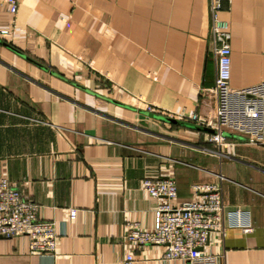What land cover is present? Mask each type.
<instances>
[{
    "label": "crops",
    "instance_id": "1",
    "mask_svg": "<svg viewBox=\"0 0 264 264\" xmlns=\"http://www.w3.org/2000/svg\"><path fill=\"white\" fill-rule=\"evenodd\" d=\"M222 2L230 84L260 83L264 0ZM1 29L0 176L59 238L40 254L26 236H0V264H123L127 252L134 264H189L126 240L128 223L153 225L148 176L174 177L179 202L195 183L221 184L227 229L210 251L218 264H264V146L226 133L218 149L181 117L214 111L209 0H19L15 13L0 0Z\"/></svg>",
    "mask_w": 264,
    "mask_h": 264
},
{
    "label": "built area",
    "instance_id": "2",
    "mask_svg": "<svg viewBox=\"0 0 264 264\" xmlns=\"http://www.w3.org/2000/svg\"><path fill=\"white\" fill-rule=\"evenodd\" d=\"M9 10L15 13L19 0H6ZM212 17L211 49L215 59L214 84L206 93L214 103L211 115L196 112L181 117L197 125L211 128L209 133L218 149L229 142L226 133H241L246 143L264 146V81L236 89L231 80V31L230 23L219 16L222 0H209ZM9 30L1 29L0 34ZM154 110L153 105H148ZM141 187L157 200L155 219L151 227L128 223L126 240L131 245L146 244L164 247L166 259H181L189 264H218L221 254L210 251L212 236L223 238L226 234V204L221 184L195 183L194 197L178 201V186L174 177H145ZM164 199L163 201L161 199ZM40 204L26 198L20 188L6 175L0 176V236H26L30 249L45 254L55 253L58 233L54 220L39 216ZM78 213L69 211L71 217ZM251 228H246L250 230ZM134 252H127L123 264L135 263Z\"/></svg>",
    "mask_w": 264,
    "mask_h": 264
},
{
    "label": "water",
    "instance_id": "3",
    "mask_svg": "<svg viewBox=\"0 0 264 264\" xmlns=\"http://www.w3.org/2000/svg\"><path fill=\"white\" fill-rule=\"evenodd\" d=\"M194 127L198 128V129H201V130L209 131V132L213 131L211 128L205 127V126H196L195 125Z\"/></svg>",
    "mask_w": 264,
    "mask_h": 264
}]
</instances>
